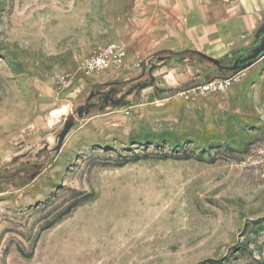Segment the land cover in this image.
<instances>
[{
  "label": "rangeland",
  "instance_id": "obj_1",
  "mask_svg": "<svg viewBox=\"0 0 264 264\" xmlns=\"http://www.w3.org/2000/svg\"><path fill=\"white\" fill-rule=\"evenodd\" d=\"M183 1L0 0V264H264V59L199 91L237 55L164 48ZM115 42L124 67L80 70Z\"/></svg>",
  "mask_w": 264,
  "mask_h": 264
},
{
  "label": "crops",
  "instance_id": "obj_2",
  "mask_svg": "<svg viewBox=\"0 0 264 264\" xmlns=\"http://www.w3.org/2000/svg\"><path fill=\"white\" fill-rule=\"evenodd\" d=\"M183 2L181 13L173 21L161 16L155 19L162 24L165 38L176 39L162 43L167 50L182 49L226 58L250 47L264 25V0H197L188 10L185 5L188 2ZM218 7L220 11L216 10Z\"/></svg>",
  "mask_w": 264,
  "mask_h": 264
},
{
  "label": "water",
  "instance_id": "obj_3",
  "mask_svg": "<svg viewBox=\"0 0 264 264\" xmlns=\"http://www.w3.org/2000/svg\"><path fill=\"white\" fill-rule=\"evenodd\" d=\"M255 40L256 43L250 47H247L245 49L239 50L236 53L228 56L231 57L233 55H237L238 58L232 62V64L227 68L229 71L233 72V73H241V72H245L246 70L252 68L254 65H256L257 63H259L261 60L264 59V25L258 30V32L255 35ZM197 54L207 60H209L210 62L214 63L215 65L221 67V62L209 57L203 53L197 52ZM159 61H161L163 63L164 66L168 65V66H174V65H179L182 64L184 61H186V57L179 55L176 56L174 58H170V57H159L158 58ZM156 70V65H154L153 69L149 70V73L152 74L154 71ZM155 79L152 76L151 79V86L154 85L155 83ZM148 87V84H144L140 87V90L144 89ZM161 93H166V90H162L160 89ZM112 93V92H111ZM111 93H109L108 95H110ZM95 95L93 94L91 96V98L89 99V101L94 97ZM113 107L115 108H119L121 105L125 104V105H129L130 102H126L124 103V98L120 99V100H115L114 98H111V100L109 101ZM104 103L109 104L108 100L105 99ZM91 111V107L89 105H87L86 107H81L79 108V116L83 117L84 113L85 114H89ZM74 117H71L65 124V127L60 135L59 138V142H58V146H57V150H60L63 146V143L68 135V133L70 132V130L73 128L74 126Z\"/></svg>",
  "mask_w": 264,
  "mask_h": 264
},
{
  "label": "built area",
  "instance_id": "obj_4",
  "mask_svg": "<svg viewBox=\"0 0 264 264\" xmlns=\"http://www.w3.org/2000/svg\"><path fill=\"white\" fill-rule=\"evenodd\" d=\"M127 58L128 49L123 43H111L86 57L81 63L80 70L86 75H99L113 68L124 67ZM243 73H233L204 82L197 89L208 94L224 92L237 84Z\"/></svg>",
  "mask_w": 264,
  "mask_h": 264
},
{
  "label": "flooded vegetation",
  "instance_id": "obj_5",
  "mask_svg": "<svg viewBox=\"0 0 264 264\" xmlns=\"http://www.w3.org/2000/svg\"><path fill=\"white\" fill-rule=\"evenodd\" d=\"M234 58H238V56H234ZM146 73H147V71L145 72V74ZM99 97H101L102 100L107 99L108 103H110L109 101L111 100V98H113L112 93L110 95H108V93H105V94L99 95Z\"/></svg>",
  "mask_w": 264,
  "mask_h": 264
},
{
  "label": "trees",
  "instance_id": "obj_6",
  "mask_svg": "<svg viewBox=\"0 0 264 264\" xmlns=\"http://www.w3.org/2000/svg\"><path fill=\"white\" fill-rule=\"evenodd\" d=\"M211 263H215V262L212 261Z\"/></svg>",
  "mask_w": 264,
  "mask_h": 264
}]
</instances>
